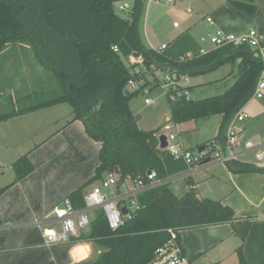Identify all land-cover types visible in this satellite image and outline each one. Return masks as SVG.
Listing matches in <instances>:
<instances>
[{
    "label": "trees",
    "instance_id": "16d2710c",
    "mask_svg": "<svg viewBox=\"0 0 264 264\" xmlns=\"http://www.w3.org/2000/svg\"><path fill=\"white\" fill-rule=\"evenodd\" d=\"M123 1L133 2L126 17L117 13V2ZM242 1L232 3L254 17L257 7L253 0ZM146 2L0 0V55L11 44L30 45L40 64L54 74L56 93H60L53 99L1 114L0 123L67 103L73 108L70 123L81 121L87 135L101 144L95 176L70 197L76 209L84 207L86 189L102 182L105 172L116 174L120 181L132 177L148 182L149 171L164 180L188 168L184 160H176L167 150L160 149L158 130L144 131L138 127L130 102L147 84L130 92L132 79L147 80L157 71L195 77L214 72L225 64L237 66L240 76L225 94L170 103L174 124L223 115L215 140L198 147L207 151L224 150L229 123L253 98L262 65L248 47L226 46L188 60H181L182 56L171 59L142 41L140 26ZM135 53L143 58L142 65L130 64L129 59ZM137 67L141 69L139 76L134 75ZM226 166L235 174L264 171L241 161ZM13 168L15 181L0 187V196L34 172L28 155L21 157ZM138 202L141 209L132 220L125 218L117 230L110 229L102 210L96 211L90 229L78 238H70V243L98 246L101 253L92 264H149L156 250L169 240L181 244L178 233L181 230L230 223L244 240L250 226L249 222L245 229L238 230L232 208L219 201L200 199L193 192L178 197L165 184L142 193Z\"/></svg>",
    "mask_w": 264,
    "mask_h": 264
},
{
    "label": "crops",
    "instance_id": "0c3cea01",
    "mask_svg": "<svg viewBox=\"0 0 264 264\" xmlns=\"http://www.w3.org/2000/svg\"><path fill=\"white\" fill-rule=\"evenodd\" d=\"M233 1L236 0L162 2L167 6L173 5L171 6L173 9H177L180 5L189 6L188 10L192 8V12L187 10L190 18L184 22L185 32L182 33L176 32L181 27L176 28L174 23L167 28L165 13L157 9L151 10L154 3L147 1L142 19L145 21L144 24L146 23V33L141 28L142 41L148 48L157 51L166 46L162 53L171 59H177L181 55L192 52L200 53L199 56H201L204 49L197 46L191 38L192 29L199 31L202 42H207L219 30L235 35L246 34L251 29L264 32V0H253L257 7L254 17L238 10ZM155 4L160 5V3ZM194 12L196 15L191 16ZM209 18L212 23L208 21ZM149 20H152L150 28L147 27ZM171 40L175 41L171 44ZM217 49L215 46L204 51L209 54ZM224 66H232V74L239 70L232 64ZM239 76L236 77L237 80ZM3 79L4 76H0V81ZM13 100L11 98V101ZM51 108L53 107L39 111H49ZM39 111L0 123L2 150H11L20 145L17 142H9L7 137L28 135L23 125L24 119H28L30 114ZM72 119L73 112L67 117H58V115L51 119L46 117V124L42 125V130L50 132L44 137L34 138L39 130L31 131L32 141L29 142L32 146L30 149H24L29 151H24L17 160L13 159L15 161L9 158L2 159L6 155L0 154V167L12 168L15 175L9 183L0 182L1 188L15 181L13 165L25 156L24 154H27L30 161L34 163L33 173L12 185L0 196V217L3 222L0 227V264H92L98 256L100 251L98 246L93 243L74 245L70 243V237L65 238L62 243L47 246L42 234L44 226L36 225L38 221L51 216L58 204L70 199L74 192L88 183L95 176L96 169L100 165L101 144L87 135L81 121L70 123ZM222 121L223 115H213L175 124L174 130L179 136L182 147L192 150L195 149L194 147L198 148L214 141L219 134ZM249 121L243 125L242 140H251L259 144L264 135L258 138L255 130L248 129ZM50 122L56 125L51 130L48 129ZM167 124L168 122L164 125ZM240 150L243 153L242 161H247L244 158L248 156H252L253 159L247 162L255 160V152L245 153L243 145ZM163 181L165 185L171 184L170 189L176 196L193 192L200 199L219 201L224 206L232 208L238 230L245 229L246 224L250 222L244 240L236 233L235 226L230 223L179 231L180 242L185 253L196 264H264V171L235 174L226 165L213 163L197 169L190 175L182 172ZM100 183L89 186L86 193ZM130 187L134 186L130 185ZM50 219H53V216ZM50 222L57 223L54 220ZM85 245L88 246L85 250L87 254L81 259L80 254L75 253V249Z\"/></svg>",
    "mask_w": 264,
    "mask_h": 264
},
{
    "label": "built area",
    "instance_id": "2783aa9c",
    "mask_svg": "<svg viewBox=\"0 0 264 264\" xmlns=\"http://www.w3.org/2000/svg\"><path fill=\"white\" fill-rule=\"evenodd\" d=\"M149 3H162L164 1L171 3L173 0H147ZM120 13L129 12L132 6L128 3L119 4L117 7ZM188 12H192L191 9ZM209 22L212 20L209 18ZM176 28L179 27L178 23H174ZM204 41V39H203ZM210 41L217 48L226 46L233 47H248L255 57L260 61L262 69L258 77L253 98H264V32H259L256 29H251L248 33L242 35L228 34L221 30L217 31L214 36L210 38ZM166 46L161 48L164 50ZM117 52V47L114 48ZM206 52L202 50L201 55H205ZM134 56L130 57L132 63L136 61V65L143 64V58L139 55L136 60ZM194 58L191 54L182 56L181 60H188ZM141 69L135 68L134 75H140ZM143 80L139 78L137 81L132 79L129 82V86L133 90L138 91V83ZM165 86L169 88L168 97L171 103H175L179 100H191V90L188 85H184L183 82H188V78L180 76L176 72L166 73L164 77ZM151 91V89L149 90ZM149 91L146 94H149ZM145 103L151 105L155 103L152 99L146 98ZM250 120L248 114L244 112V108L241 109L231 120L226 131V144L224 150L221 148L217 151L199 149L188 150L184 149L179 141V136L176 132H173L175 124H167L164 126V130L170 132L166 134L167 147L165 150L175 158L176 160H184L188 166L184 171L188 175L192 174L197 169L203 168L213 163H220L226 165L233 161H241L253 165L256 169L264 170V136L259 144L254 141H243L242 136L244 134L243 125ZM162 136V135H161ZM158 134V140L161 137ZM243 143V144H242ZM247 152H255V160L252 162L242 161L241 146ZM160 146V142H159ZM210 162L203 164L207 159ZM147 180L141 178H124L120 181L116 174H110L100 183V185L94 187L84 198V207L76 209L70 199L58 204L51 216L38 221L36 225L44 226L42 230L44 242L47 246L62 243L65 241V236L78 238L81 234L90 229L92 217L96 211L102 210L106 216L110 229L117 230L123 225L125 218L132 220L135 214L141 209L138 202V196L142 192L157 188L164 185V181L157 178V174L152 171L150 175L147 174ZM130 185L134 187L131 188ZM64 204V207H61ZM127 208V214L123 215L122 208ZM54 220L60 224L61 232H59L53 223ZM47 225H50L47 227ZM101 251L98 252L100 254ZM149 264H196V262L190 258L183 248V246L176 240L171 239L165 245L159 247L155 252L154 259Z\"/></svg>",
    "mask_w": 264,
    "mask_h": 264
},
{
    "label": "rangeland",
    "instance_id": "374dc122",
    "mask_svg": "<svg viewBox=\"0 0 264 264\" xmlns=\"http://www.w3.org/2000/svg\"><path fill=\"white\" fill-rule=\"evenodd\" d=\"M117 3V5L128 3L132 6V3L130 1ZM164 3H166V1H164ZM171 6L173 5L167 6L163 3L157 5L154 3L151 6V10L157 9L165 13V25L167 26V28L172 23L176 22L181 27L179 31L176 32H185L183 30L186 25L184 22L187 18H190L188 16L190 14L187 13L189 6L180 5L177 9H173V7ZM117 13L124 17L127 16L126 13H120L119 11H117ZM195 15L196 14L194 12L191 16ZM144 22V20L141 22V28L143 32L146 33V23L144 24ZM151 24L152 20H149V22L147 23V27L149 26L150 28ZM190 32L191 38L197 43V46L202 47L204 50H209L210 48L215 47L211 43L210 39L207 42H202L201 35L198 30L192 29ZM172 41L175 40H171V44ZM186 55H188V53L181 56ZM191 55L193 57H197L200 55V53L195 54L192 52ZM134 57V60H136L138 56ZM130 63L134 65L136 61H134V63H132L131 61ZM231 71L233 72L232 66H224L214 72L205 75L187 77L188 82H183V84L188 85V87L191 88L192 100H202L210 97L220 96L225 94L236 83V77H238L241 73L240 70L235 71L234 74H232ZM165 75L166 74L163 72H155L154 77L159 80V83L156 82V79L151 75L147 77V80H141L138 83V87H140V85L145 84H147L148 86L146 85L145 88L142 89L130 102L134 115L141 116L142 118V120L140 119L137 122L138 127L144 131L158 129V134L160 136L170 134V132L164 130L165 123L168 122V124L174 125V123L171 121V102L168 97L169 88L165 86L164 82ZM0 76H4L3 81H0V115L4 113H9L10 111H13L15 109H23L25 107L32 106L36 103L53 99L54 97L60 94L59 91L56 93L58 85L54 74L46 70L40 64L38 59L35 57L33 48L28 44H11L1 53ZM146 81L148 82L146 83ZM156 85H158V87H155ZM150 89L151 91H149ZM129 91L134 92L135 90H133V88L129 86ZM147 91H149L148 95L146 94ZM11 98L14 99V102L11 101ZM146 98L152 99L155 103L147 105L145 103ZM72 112L73 108L71 107V105L65 103L62 105L53 106V108L49 109V111H39L37 113L30 114L27 117L28 119H24L23 122V125L26 130L25 132L28 133V135H24V137L13 136L15 139L6 136L9 142H17L20 144L19 146H15L11 150H2V141L0 139V154L6 155L2 159L9 158L10 160H17L20 156L23 155L22 153L24 151H29L24 149L31 148L32 144L29 141H32V138H30L32 133L30 132L34 129L39 130L38 134L34 135V138L44 137L48 132H50L42 130V125L46 124V117H49L50 119L55 115H58V117H67V115ZM244 112L250 117V121L247 124L248 129L255 130V133H257L258 138H261L264 135V98H252L249 103L245 106ZM50 123L48 124L50 125L48 129L51 130L56 127V125ZM162 125L164 126L160 128ZM173 132H176V130H173ZM19 138H23V140H19ZM34 140L37 141V139ZM194 148L199 149L196 147ZM217 150L218 149H214L213 151ZM24 155L26 156L27 154ZM244 159L247 161H251L253 157L248 156ZM32 164L34 165V163ZM14 176L15 175L12 168L4 169L2 166L0 167V182L9 183L10 181H12V178ZM174 185L172 187H174ZM169 187H171V184L169 185ZM182 195L183 194H178L177 196L182 197ZM49 226L50 225H47V227ZM54 226L59 232H61L59 223H55ZM65 238H67V236H65Z\"/></svg>",
    "mask_w": 264,
    "mask_h": 264
},
{
    "label": "water",
    "instance_id": "95a60500",
    "mask_svg": "<svg viewBox=\"0 0 264 264\" xmlns=\"http://www.w3.org/2000/svg\"><path fill=\"white\" fill-rule=\"evenodd\" d=\"M134 56H139V54L138 53H135L134 54ZM135 119H136V121L138 122L140 119H141V116H135ZM159 142H160V149H162V150H165L166 149V147H167V138H166V136L165 135H162L160 138H159ZM205 149V147H201V148H199V150L200 151H203ZM210 162V159L208 158L203 164H207V163H209ZM152 173V171H149L148 172V175H150ZM109 175V172H105L104 174H103V180L107 177ZM61 207H64V204H61ZM122 213H123V215H126L127 214V208L125 207V208H122Z\"/></svg>",
    "mask_w": 264,
    "mask_h": 264
},
{
    "label": "clouds",
    "instance_id": "9594fccd",
    "mask_svg": "<svg viewBox=\"0 0 264 264\" xmlns=\"http://www.w3.org/2000/svg\"><path fill=\"white\" fill-rule=\"evenodd\" d=\"M87 247H88L87 245L78 247V248L75 249V253L80 254L81 259H83L86 256V254H87L86 251H85Z\"/></svg>",
    "mask_w": 264,
    "mask_h": 264
}]
</instances>
